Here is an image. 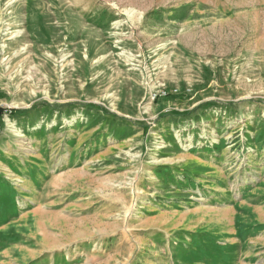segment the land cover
I'll list each match as a JSON object with an SVG mask.
<instances>
[{"label": "rangeland", "instance_id": "rangeland-1", "mask_svg": "<svg viewBox=\"0 0 264 264\" xmlns=\"http://www.w3.org/2000/svg\"><path fill=\"white\" fill-rule=\"evenodd\" d=\"M0 264H264V0H0Z\"/></svg>", "mask_w": 264, "mask_h": 264}, {"label": "bare ground", "instance_id": "bare-ground-1", "mask_svg": "<svg viewBox=\"0 0 264 264\" xmlns=\"http://www.w3.org/2000/svg\"><path fill=\"white\" fill-rule=\"evenodd\" d=\"M84 63V62H83ZM230 249H232V248H230Z\"/></svg>", "mask_w": 264, "mask_h": 264}]
</instances>
